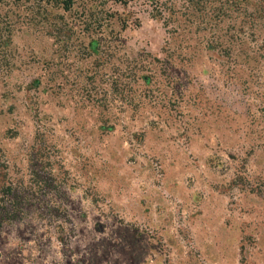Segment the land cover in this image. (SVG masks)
<instances>
[{
    "label": "rangeland",
    "instance_id": "obj_1",
    "mask_svg": "<svg viewBox=\"0 0 264 264\" xmlns=\"http://www.w3.org/2000/svg\"><path fill=\"white\" fill-rule=\"evenodd\" d=\"M0 264H264V0H0Z\"/></svg>",
    "mask_w": 264,
    "mask_h": 264
},
{
    "label": "trees",
    "instance_id": "obj_2",
    "mask_svg": "<svg viewBox=\"0 0 264 264\" xmlns=\"http://www.w3.org/2000/svg\"><path fill=\"white\" fill-rule=\"evenodd\" d=\"M42 1H47V0H42ZM57 1L60 5H63L65 9L69 8L74 2V0H57Z\"/></svg>",
    "mask_w": 264,
    "mask_h": 264
}]
</instances>
